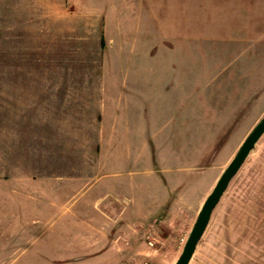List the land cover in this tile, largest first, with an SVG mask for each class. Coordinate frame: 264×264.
<instances>
[{
    "label": "rangeland",
    "instance_id": "rangeland-1",
    "mask_svg": "<svg viewBox=\"0 0 264 264\" xmlns=\"http://www.w3.org/2000/svg\"><path fill=\"white\" fill-rule=\"evenodd\" d=\"M116 3L0 0V264L66 263L67 257L62 254L67 248L81 246L83 237L89 240L92 233L100 234L103 229L100 225L66 224L57 218L68 210L53 211L49 191L41 189L44 184L38 180L62 172L66 162L61 154L85 151L84 131L91 138L98 136L93 87L99 78L106 80L108 87L116 84L117 58L134 55L124 52L126 47L122 49L124 54L116 49L120 37L114 27L122 18L109 16L106 7L116 8ZM235 3L237 7L230 9L236 10V14L230 18L220 14L226 10L210 6L212 9L206 14L218 12L212 16L216 18L212 24L211 18H206L208 15L196 9L195 0H155L154 16L149 17L153 28L150 26L148 34L155 44L154 55L181 56L186 60L187 73L200 74L203 79L211 75L212 61L219 64L214 63L216 67H222V63L242 57L264 71V45L248 47L250 37L254 41L264 29V18L248 17L245 27L244 18L239 15L242 2ZM146 19L138 18L139 28L144 27ZM107 24H111V30L104 34V41L111 39V49L100 40L101 30ZM143 35L146 33H140V40ZM197 58L207 60L208 65H194L199 62L195 61ZM63 88L68 89L67 95ZM263 102L261 98L256 103L260 110L251 117L257 118L220 165L221 172L264 117ZM61 121H66V128H62ZM88 123L91 126L87 128ZM190 178L187 177L188 185ZM67 194L58 201L66 197L67 201ZM142 227L140 240L145 244L148 238L154 247L146 246L139 255V246L130 249L123 261L173 264L182 247L181 236L176 239L177 227H162L165 234L159 230L160 235L169 237V242L161 240L153 228ZM169 248L176 249L175 255ZM187 264H264V133L212 208Z\"/></svg>",
    "mask_w": 264,
    "mask_h": 264
},
{
    "label": "crops",
    "instance_id": "crops-1",
    "mask_svg": "<svg viewBox=\"0 0 264 264\" xmlns=\"http://www.w3.org/2000/svg\"><path fill=\"white\" fill-rule=\"evenodd\" d=\"M113 1L118 4L106 6L109 16L122 18L114 27L120 37L116 49L134 55L117 58L116 84L108 87L99 78L93 87L98 136L91 138L84 131L85 151L61 154L66 162L62 172L38 180L44 184L41 189L49 191L52 210H68L57 218L71 225L103 226L100 234L92 233L89 240L83 237L81 246L67 248L63 264H127L123 260L130 249L139 246V255L147 248L140 240L141 226L153 228L158 237L159 230L175 226L176 239L186 237L187 226L195 221L221 172L220 165L251 128L257 118L251 114L260 110L256 103L264 98V71L258 64H249L244 57L222 67L212 61L209 77L190 76L185 58L154 55L155 44L148 34L155 0ZM204 1L195 0L196 9L208 15L212 24L218 12L206 14L210 6L226 10L220 14L227 18L236 14L230 9L237 7L236 0ZM240 1L245 27L248 17L264 18V0ZM139 17L147 18L144 27L136 23ZM108 29L111 24L102 28L100 40L111 49V39L104 41ZM140 33H146L141 40ZM249 42L248 47L264 45V29ZM198 61L194 65L207 63ZM62 92L67 95L68 89ZM61 123L67 127L66 121ZM187 177H191L189 185ZM65 192L70 197L59 202ZM56 217L52 218L56 221ZM164 234L160 239L169 242ZM169 251L173 256L176 249Z\"/></svg>",
    "mask_w": 264,
    "mask_h": 264
},
{
    "label": "water",
    "instance_id": "water-1",
    "mask_svg": "<svg viewBox=\"0 0 264 264\" xmlns=\"http://www.w3.org/2000/svg\"><path fill=\"white\" fill-rule=\"evenodd\" d=\"M264 133V117L259 121V123L253 128L246 139L241 144L238 152L231 159L226 169L223 170L215 181L211 191L203 200L201 207L198 211L196 219L190 228L186 239L181 247L180 253L173 264H187L195 245L200 238L206 223L209 219L210 212L216 202L218 201L221 193L227 187L230 179L235 175L243 161L256 144L258 139Z\"/></svg>",
    "mask_w": 264,
    "mask_h": 264
},
{
    "label": "built area",
    "instance_id": "built-area-1",
    "mask_svg": "<svg viewBox=\"0 0 264 264\" xmlns=\"http://www.w3.org/2000/svg\"><path fill=\"white\" fill-rule=\"evenodd\" d=\"M185 239H186V237H180L179 238V242L181 243V245H183ZM145 243H146V246H148V247H154L153 241H151L148 238H146ZM141 264H155V263L151 262V261H142Z\"/></svg>",
    "mask_w": 264,
    "mask_h": 264
}]
</instances>
